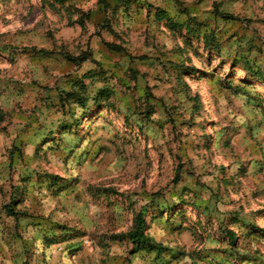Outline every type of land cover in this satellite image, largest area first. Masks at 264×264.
I'll list each match as a JSON object with an SVG mask.
<instances>
[{"label": "rangeland", "instance_id": "374dc122", "mask_svg": "<svg viewBox=\"0 0 264 264\" xmlns=\"http://www.w3.org/2000/svg\"><path fill=\"white\" fill-rule=\"evenodd\" d=\"M261 229L264 0H0V264H264Z\"/></svg>", "mask_w": 264, "mask_h": 264}, {"label": "trees", "instance_id": "16d2710c", "mask_svg": "<svg viewBox=\"0 0 264 264\" xmlns=\"http://www.w3.org/2000/svg\"><path fill=\"white\" fill-rule=\"evenodd\" d=\"M124 1V0H122ZM257 230V229H255ZM259 234H264V230L261 229L260 231H257ZM130 239L133 241V242H136L138 243V240H139V235L138 234H133V236H130Z\"/></svg>", "mask_w": 264, "mask_h": 264}, {"label": "crops", "instance_id": "0c3cea01", "mask_svg": "<svg viewBox=\"0 0 264 264\" xmlns=\"http://www.w3.org/2000/svg\"><path fill=\"white\" fill-rule=\"evenodd\" d=\"M81 252H82V251H81ZM78 263H84V262L79 260ZM19 264H23V263H19ZM30 264H40V263H30ZM55 264H57V263H55ZM58 264H60V263H58ZM61 264H73V263H71V262L68 260V261H64V262L61 263ZM142 264H145V263H142Z\"/></svg>", "mask_w": 264, "mask_h": 264}]
</instances>
